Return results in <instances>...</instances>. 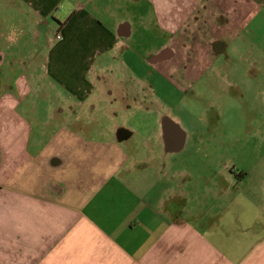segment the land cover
I'll return each instance as SVG.
<instances>
[{
	"label": "crops",
	"instance_id": "0c3cea01",
	"mask_svg": "<svg viewBox=\"0 0 264 264\" xmlns=\"http://www.w3.org/2000/svg\"><path fill=\"white\" fill-rule=\"evenodd\" d=\"M144 1L160 43L138 57L178 89L205 73L223 79L229 45L264 8ZM116 2L0 0V264H264V176L190 178L170 158L187 140L174 105L157 97L141 109L128 80L108 75L113 59L145 83L129 68L135 28Z\"/></svg>",
	"mask_w": 264,
	"mask_h": 264
},
{
	"label": "rangeland",
	"instance_id": "374dc122",
	"mask_svg": "<svg viewBox=\"0 0 264 264\" xmlns=\"http://www.w3.org/2000/svg\"><path fill=\"white\" fill-rule=\"evenodd\" d=\"M116 1L111 11L121 21H131L135 28L127 38L128 49H124L129 68L134 67L135 76L144 79L145 83L139 86L128 79L130 74L119 73L123 66L117 67L113 59L108 63V75L113 78L121 74L128 80L125 85H132L130 89L137 92L141 109H155L157 97L174 105V115L170 117L178 120L181 130L187 134V140L182 152H174L170 158L187 163L190 178L218 177L216 171L226 175L229 169L238 173L248 172V178L264 176V8L253 9L250 33L241 34L229 45L228 70L223 71V79L205 73L194 86L178 89L169 79V82L164 81L156 74L149 73L148 67L138 57L160 43L156 38L159 31L151 5L144 0ZM63 7L59 8L56 16L63 14ZM92 12L102 18V12ZM140 15L145 17V25L139 24ZM14 17L12 23L15 22ZM41 36L38 40L40 45L45 42L44 35ZM194 48L203 49L199 43H195ZM257 67L259 72L256 71ZM225 78L232 83L230 88H227ZM180 97L183 101L177 106ZM52 100L44 99L47 111L54 109ZM115 123L124 125L123 119ZM145 123L150 122H131L136 128H140L139 125L143 128ZM198 166L205 169H197Z\"/></svg>",
	"mask_w": 264,
	"mask_h": 264
},
{
	"label": "flooded vegetation",
	"instance_id": "af4514ba",
	"mask_svg": "<svg viewBox=\"0 0 264 264\" xmlns=\"http://www.w3.org/2000/svg\"><path fill=\"white\" fill-rule=\"evenodd\" d=\"M231 170H233V169H231ZM233 171H234V170H233ZM236 174H237V176H241V175H243V172L240 171V172L238 173L237 170H236Z\"/></svg>",
	"mask_w": 264,
	"mask_h": 264
},
{
	"label": "built area",
	"instance_id": "2783aa9c",
	"mask_svg": "<svg viewBox=\"0 0 264 264\" xmlns=\"http://www.w3.org/2000/svg\"><path fill=\"white\" fill-rule=\"evenodd\" d=\"M55 37H56L57 39H60V38H61V36H60L59 33H56V34H55Z\"/></svg>",
	"mask_w": 264,
	"mask_h": 264
}]
</instances>
